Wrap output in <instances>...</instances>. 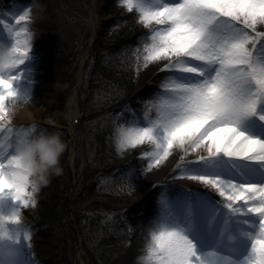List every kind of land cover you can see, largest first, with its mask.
<instances>
[{
	"label": "snow or ice",
	"instance_id": "6c2138e0",
	"mask_svg": "<svg viewBox=\"0 0 264 264\" xmlns=\"http://www.w3.org/2000/svg\"><path fill=\"white\" fill-rule=\"evenodd\" d=\"M118 3L148 29L136 48L142 54L137 73L153 63L164 71L149 102L154 114L145 111L144 119L117 124L119 147L150 145L152 150L142 153L151 159L150 167H159L175 151L180 176L213 188L227 209L216 246L206 249L193 235L194 210L189 209L187 223L154 220L146 264H264V179H255L264 176V0ZM33 18L28 9L14 23L0 20L14 40L7 71H0V202L11 199L16 205L10 213L0 211V241L23 249H9L0 264L9 257L36 264L34 229L22 216L38 205L40 190L17 147L29 133L14 135L12 124L15 107L30 99L17 88L23 73H15L32 51ZM201 166H223L224 172L210 174Z\"/></svg>",
	"mask_w": 264,
	"mask_h": 264
},
{
	"label": "rangeland",
	"instance_id": "374dc122",
	"mask_svg": "<svg viewBox=\"0 0 264 264\" xmlns=\"http://www.w3.org/2000/svg\"><path fill=\"white\" fill-rule=\"evenodd\" d=\"M92 3L93 0H0V20L14 23V17L32 10L34 18L29 21L32 39H38L42 47L39 46V52L31 51L25 62L33 69L43 66L48 80L44 84L45 93L41 94L30 115L31 121L13 126V134L20 130L27 131L29 136L59 132L69 145L61 160L63 174L54 175L51 183L38 193V205L23 212V222L34 229L31 247L36 264H66L60 254L68 226L76 230L78 239V232L86 238V248L79 243L74 249V264L81 261L85 264H146L141 256L146 254L149 234L144 235L142 229L154 223L144 217L153 197L150 191L160 177L179 178L183 170L177 166L168 170L165 161L159 167H150L151 159L142 155L144 151L152 150L150 145L142 146L143 149L119 147L117 124H128L137 117L144 119L145 111L153 115L155 109L148 102L160 87L164 71L159 63H153L147 68L141 67L137 73V57L141 56L139 62H142V54L137 53L136 48L141 43V34L148 29L135 16H129L127 20L131 26H140L132 35L133 46L117 44L120 18L129 12L119 5L118 0L97 2V41L90 51L78 98L70 103L71 93L79 83L80 63L91 39ZM111 6L123 8V12L119 14L117 10L107 15L105 12ZM5 39L8 46L13 45L12 37L0 34V43ZM130 60L132 68L129 71L126 64ZM129 73L131 78L127 81L124 74ZM57 75L64 83L61 87L57 86ZM72 109L80 113L74 129H70L67 117ZM201 171L222 174L224 168L201 166ZM255 179H264V176ZM173 185L186 193L185 186L176 182ZM192 196L207 213L201 215L202 210L194 211L195 227L206 231L213 221L209 215L214 214L209 207L216 202L202 192H194ZM51 205L63 209L53 221H45L41 213ZM14 207L11 199H5L0 211L10 213ZM188 211L189 208L174 210L175 216L166 213L164 219L186 223L178 217H188ZM225 215L226 210L222 209L221 215L215 219V237L219 236ZM46 227L52 228L47 236H43L41 231ZM113 233L124 235L121 240L124 242L117 250L113 251V246L106 249L99 245L103 236L112 237ZM193 235L203 239L205 249L216 246L218 239L206 240L195 231ZM12 248L23 250L21 245L9 240L0 241L1 258L4 259ZM9 258L12 264H24L23 258L19 262Z\"/></svg>",
	"mask_w": 264,
	"mask_h": 264
},
{
	"label": "bare ground",
	"instance_id": "6f19581e",
	"mask_svg": "<svg viewBox=\"0 0 264 264\" xmlns=\"http://www.w3.org/2000/svg\"><path fill=\"white\" fill-rule=\"evenodd\" d=\"M93 14V13H92ZM94 22V16L93 18L90 20V24L92 25ZM0 34H4L9 35L10 34L7 32L6 28L3 26V24H0ZM11 37V36H10ZM8 40L5 39L4 43L7 44ZM32 51L35 52H39L41 49L40 47H42V45H40L38 43V39L33 38L32 39ZM40 46V47H39ZM86 60V56L83 57L82 59V64L85 62ZM23 66V67H22ZM45 72V68L43 66H37L35 69L30 68L29 66H26V62L20 66V68L16 71L15 74H19V73H23V77L22 79H20L19 81H17V88L20 90L21 94H28L30 99H28L27 101H23L21 103H19L16 107H15V112H14V119L12 121L13 126L23 123V122H27L29 123L31 121L32 116L30 117V115H32L34 107L36 105V103L39 102L41 94L45 93V89H44V84L48 83L47 80V76L46 74H44ZM57 86L61 87V85L63 86L64 83L61 82L60 79L61 76L57 75ZM83 77V73L79 72V85L73 89L72 93H71V97L69 99L70 103H74L76 102V99L78 98V92H79V87L81 86V80ZM65 87H67V84H65ZM159 90V88H158ZM157 90V91H158ZM156 97V92H154L150 98V101H153ZM149 104V102H148ZM75 110L72 109L68 112V119L71 118L72 113ZM74 117L71 119V121L74 118H77V113L76 111L74 112ZM70 121V120H69ZM70 129L74 128L73 124H69ZM3 138V135L0 134V139ZM144 145H139L137 147L143 149ZM191 156L189 157H185V160L190 159ZM180 162V156L177 155L176 153H173L171 156H169V158L167 160H165V166L167 167L168 170L173 169L174 167H176L177 163ZM166 178H162L160 177L159 179L156 180V183H154V186L152 188V190L150 191V195H153L152 199H151V204L147 207V211L145 212L144 217H148L149 215L151 216H156V215H161V212H159L160 210H164L165 208L168 209H186L189 207H192L193 204L196 201V198L193 197L192 195L194 194V192H202L205 195H208L210 197H212V199H214V201L216 202L215 205H212L211 207H209L211 209V212L213 211L214 214L209 215L211 218L210 219H216L218 216L221 215V211L222 209H225L227 211V209L224 207V205L221 203V201L223 200V197H221L219 195L218 192H216L213 188H211L210 186L204 185L201 182L198 181H193L191 179H187V178H174V179H166ZM173 182L179 183L183 186L186 187V193L182 192L179 189H176L173 185ZM189 193V194H188ZM1 205V202H0ZM202 210V214H207L205 212V210L203 208H201ZM150 217V216H149ZM160 217V216H159ZM159 217H157L156 219H158ZM185 221L187 223L186 220H188L187 216H180L178 217V219H180ZM186 219V220H185ZM212 219V220H213ZM152 227H144V230L142 229V232L145 234H149L150 232V228ZM197 227V228H196ZM196 230L199 235H201L204 239L206 240H217L219 238L215 237V224L210 225L209 230L204 231L203 229L200 230L201 228L199 226H196ZM147 228V229H146ZM235 228V226H234ZM195 234V233H194ZM197 239V241L201 244V246L203 247V239H201L200 237L198 238L197 235H195ZM209 236V237H208ZM214 238V239H213ZM144 239V237H143ZM204 248V247H203ZM146 254L142 255L141 258L143 259V262H146L145 260ZM141 259V260H142ZM7 264H12V261L10 258H8L7 260Z\"/></svg>",
	"mask_w": 264,
	"mask_h": 264
},
{
	"label": "clouds",
	"instance_id": "9594fccd",
	"mask_svg": "<svg viewBox=\"0 0 264 264\" xmlns=\"http://www.w3.org/2000/svg\"><path fill=\"white\" fill-rule=\"evenodd\" d=\"M12 56V47L0 44V71H7L5 66ZM17 147L22 154L25 168L31 171L39 190L49 185L54 175L63 174L61 160L69 145L59 132L18 139Z\"/></svg>",
	"mask_w": 264,
	"mask_h": 264
},
{
	"label": "trees",
	"instance_id": "16d2710c",
	"mask_svg": "<svg viewBox=\"0 0 264 264\" xmlns=\"http://www.w3.org/2000/svg\"><path fill=\"white\" fill-rule=\"evenodd\" d=\"M113 12H116V7L115 6H111V8H108L107 13L108 14H112ZM129 16H135V14L133 13L132 15ZM127 16L125 18H120L121 19V23H119L120 25V29L117 31V44L121 45L124 44L126 46V44H130L131 46H133L132 43V35L137 31V24L135 26H131L129 23H127V20L130 19V17ZM139 25V24H138ZM135 46L137 44H134ZM131 63V66H129L128 64ZM126 68H129V71L132 68V61H128L126 64ZM124 73V72H123ZM124 76L127 78V81H129V78H131V74L129 73V75H125ZM126 87V84H125ZM63 207H59L58 205H51V206H47V208L42 212V218L45 221H53L56 217H58V214L60 213V211H62ZM69 209L66 208V211L68 212ZM68 221V220H67ZM52 227H46L43 228V230L41 231L44 235H47ZM66 228V227H65ZM123 235H118L116 233H114V235L110 238L108 236H103L102 239L99 242V245H102L104 247H108L112 249L116 248L120 243V241L122 240ZM79 244V239H78V235L76 230L72 227V226H68L66 228L65 231V242H64V247H63V251L60 254V258L61 260L66 263V264H74V249L75 247ZM86 245V242H85Z\"/></svg>",
	"mask_w": 264,
	"mask_h": 264
}]
</instances>
